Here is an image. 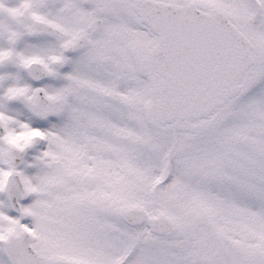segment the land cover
Returning <instances> with one entry per match:
<instances>
[{"label": "snow or ice", "instance_id": "obj_1", "mask_svg": "<svg viewBox=\"0 0 264 264\" xmlns=\"http://www.w3.org/2000/svg\"><path fill=\"white\" fill-rule=\"evenodd\" d=\"M0 264H264V0H0Z\"/></svg>", "mask_w": 264, "mask_h": 264}]
</instances>
